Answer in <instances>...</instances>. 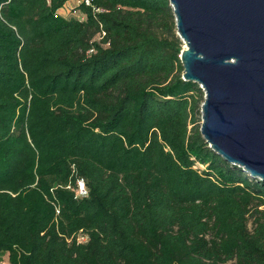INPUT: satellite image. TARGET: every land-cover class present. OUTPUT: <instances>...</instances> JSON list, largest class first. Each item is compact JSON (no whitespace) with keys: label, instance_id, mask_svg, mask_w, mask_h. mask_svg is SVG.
Here are the masks:
<instances>
[{"label":"trees","instance_id":"16d2710c","mask_svg":"<svg viewBox=\"0 0 264 264\" xmlns=\"http://www.w3.org/2000/svg\"><path fill=\"white\" fill-rule=\"evenodd\" d=\"M68 1L0 0V257L264 264V179L203 137L170 0Z\"/></svg>","mask_w":264,"mask_h":264},{"label":"water","instance_id":"95a60500","mask_svg":"<svg viewBox=\"0 0 264 264\" xmlns=\"http://www.w3.org/2000/svg\"><path fill=\"white\" fill-rule=\"evenodd\" d=\"M211 148L264 179V0H170Z\"/></svg>","mask_w":264,"mask_h":264},{"label":"built area","instance_id":"2783aa9c","mask_svg":"<svg viewBox=\"0 0 264 264\" xmlns=\"http://www.w3.org/2000/svg\"><path fill=\"white\" fill-rule=\"evenodd\" d=\"M77 1H78V4H75L73 6L70 3H66L63 7H61L58 10V12L61 15L65 16L64 13L60 11L62 9L64 10L65 14L76 15V17L79 18L80 20H84L86 18V14L80 11L79 9H77L79 4H81L82 2H84L87 6L91 7L94 12L103 10V8L97 7L96 5H94L93 0H77ZM68 187L72 188L75 191L76 197L83 198L89 195V189L87 187V183L85 179L82 177L77 178L75 185L69 184ZM56 209H57V213H59L60 212L59 205H56ZM76 239L78 242H86L88 240V235L84 231H80L77 233Z\"/></svg>","mask_w":264,"mask_h":264},{"label":"rangeland","instance_id":"374dc122","mask_svg":"<svg viewBox=\"0 0 264 264\" xmlns=\"http://www.w3.org/2000/svg\"><path fill=\"white\" fill-rule=\"evenodd\" d=\"M75 4H78V1L77 0H75V1H73L72 3H71V5L73 6V5H75ZM76 8H77V6H76ZM78 9V8H77ZM75 10V9H74ZM61 12H63L64 13V15L65 16H67L68 18L69 17H76V15H72V14H65V12H64V10H60ZM66 11V10H65ZM67 12V11H66ZM78 12H79V10H78ZM183 47H184V43H183ZM4 254H2V256L0 257V264H1V262H3V263H5V261H6V264H10L9 263V261L7 260V256H5Z\"/></svg>","mask_w":264,"mask_h":264},{"label":"crops","instance_id":"0c3cea01","mask_svg":"<svg viewBox=\"0 0 264 264\" xmlns=\"http://www.w3.org/2000/svg\"><path fill=\"white\" fill-rule=\"evenodd\" d=\"M73 1H75V0H69L67 3H70L71 4Z\"/></svg>","mask_w":264,"mask_h":264}]
</instances>
